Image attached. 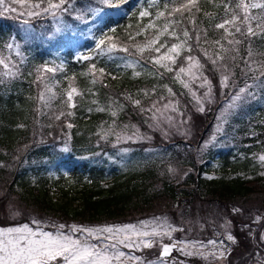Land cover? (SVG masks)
I'll use <instances>...</instances> for the list:
<instances>
[{"label": "trees", "instance_id": "obj_1", "mask_svg": "<svg viewBox=\"0 0 264 264\" xmlns=\"http://www.w3.org/2000/svg\"><path fill=\"white\" fill-rule=\"evenodd\" d=\"M135 1L133 5L143 8H149L151 2ZM91 2L75 0V7L82 10ZM219 2L215 0V3ZM155 4L156 7L149 9L153 16L158 8H163V0H155ZM200 6L202 11L197 16L198 27L208 30L209 40L219 39L222 31H215L211 24L219 21L223 9L207 0H201ZM259 11L253 10L254 13ZM204 12L218 13L219 16L210 22L203 15ZM76 15L77 12L73 11L63 17L64 20L73 18L72 31L59 32L55 37L49 34L46 44L24 43L23 63L21 59L15 63L19 74L15 78L0 77L1 199L16 193L29 206L36 207L38 215L44 216L41 226L52 228L58 224L86 225L102 217L108 219L129 213L135 208L140 210L143 206L165 205V209L175 214L180 211L194 217L191 212L196 206L204 210L201 218L204 227L209 229L207 235L216 236L218 227L214 228L215 225H227L239 241L238 244L261 245L258 233L264 226V218L255 221L260 217L254 216L261 213L264 216V165L258 158L259 153L264 151V84L257 86L254 97H247L221 121L213 109L205 108L194 114L199 130L196 148L185 139L172 140L160 146L150 145L146 141L119 145L112 143L110 137L102 140L101 131L106 126L123 128L126 122H136L146 127L145 123H140L135 109L130 108L133 105L124 97L127 91L147 86L152 87L154 93L162 94L168 81L149 59L150 55H155L154 52H145L143 57L135 53L134 45H142L146 36L152 38L155 35L152 30L136 35L149 23V17L139 19L138 8H129V15L114 17L113 21L98 25L105 31L115 28L116 32H109V35L116 36L121 46H128L132 55L118 52L112 58L97 57L90 61L78 57L74 59V54L78 51V56L87 54L94 47L89 48L92 43L90 35L99 36L100 31L93 27L94 21L85 24L75 20ZM35 22L43 25L45 30L52 29L50 16H40ZM158 23L162 25L164 21ZM19 28L15 20L0 16V50H5L4 45L10 38H22ZM89 28H92L91 34ZM129 35L135 39L129 40ZM79 38L80 43H70L72 39ZM170 40L174 39L162 36L159 43L168 41L169 44ZM191 43L200 54L204 48L213 50V46L203 40L197 47L194 37ZM250 47L254 52L251 58L254 71L249 70L244 61L248 60ZM260 53H264V37H253L250 41L244 38V43L238 46V52L231 54L236 57L235 60L229 58L224 61L226 67L232 69L227 74L236 76L238 84H254L257 82L254 77H261L259 62L264 61V55ZM199 58L211 79L224 71L221 65L218 67L219 63L213 65L210 60ZM126 59L140 61L135 69L140 72L139 76L133 75V69L123 66ZM46 61L49 66L53 61L57 65L62 63L63 69L55 74H47L52 82L58 81L54 89L57 98L49 107H42L38 100L42 85L38 86L35 82L36 76L32 71ZM91 63H96L97 69L104 68L106 73L95 84L91 83V77L87 75ZM261 79L264 80V77ZM69 84L76 87L81 95L74 97L76 107L68 108L72 116L66 115L55 120L52 118L53 108L68 112L62 93ZM98 108L104 111H98ZM112 111H116L117 115L112 116ZM67 124L72 127L68 128ZM207 132L212 133L211 140L207 142V147L200 148L198 144L207 136ZM65 142L68 151H63ZM118 146L131 150L126 158H123L126 152L120 151ZM180 149H184L185 153L180 154ZM167 158L170 162L176 160L179 163L183 169L182 176L176 178L177 174L170 173L172 167ZM64 162L71 167L68 174L60 179L69 176L72 182L82 184L79 206L59 202L53 199L50 192L48 182L53 172L63 175L58 168ZM61 180L59 187L64 189Z\"/></svg>", "mask_w": 264, "mask_h": 264}, {"label": "snow or ice", "instance_id": "obj_2", "mask_svg": "<svg viewBox=\"0 0 264 264\" xmlns=\"http://www.w3.org/2000/svg\"><path fill=\"white\" fill-rule=\"evenodd\" d=\"M208 3L214 4L217 8L223 9V15L219 16L218 13L204 12L203 15L211 22L217 19L219 21L212 23L211 27L218 32L222 31L219 39L209 40L208 30L201 29L197 25V16L201 13V0H163V8L155 12L153 16L149 10L156 7L155 0H151L149 8L133 5V0H92L91 3L85 6L84 9H76L75 0H0V16L5 14L15 13L17 17H26L22 22L28 25L23 30V37L25 43L34 39L33 29L30 26V19L40 16H51L56 23V32L72 31V26L65 23L64 14H71L76 11L77 15L75 20L81 21L85 24L88 21H94L93 27L100 31V35H90L94 41V47L87 53L78 56V59L90 61L97 57L112 58L118 52H123L132 55L128 46H121L117 37L109 35V32L115 33V28H110L105 31L99 28L98 25L106 21H113L114 17L123 18L129 15V8H138L139 19L149 17V23L144 25L140 32L136 35H141L149 30L154 31L155 35L152 38L145 37V43L134 45L135 53L143 57L145 52L152 53L149 59L154 65L164 68L166 71H173L169 66L175 65L177 58L181 56L182 52L193 51V44L191 41L195 38V45L200 46L203 40L209 46H213V51L209 53L207 48L203 49V56L205 59L210 60L213 65L218 63L227 72V67L224 61L227 59L235 60L232 53L238 52V46L244 43V38L249 41L253 37H264V2H257V0H220L215 3V0H207ZM13 5H19V9ZM259 9L258 13L253 10ZM16 18V17H13ZM163 20L164 23L160 25L158 21ZM191 25V27H189ZM92 33V28L88 29ZM168 36L177 42L171 43L168 46V41L159 43L160 37ZM240 37V38H237ZM129 40H134L132 35L128 36ZM8 52L15 53L21 57L23 63L24 57L21 52V44L13 37L10 42L4 45ZM166 49L165 51H161ZM254 55L251 47L248 49V61L246 67L254 71L252 68V56ZM264 55V53H260ZM187 66H181L176 72V79L184 85L185 88L189 87L190 81H195L202 78L201 69L203 65L197 57L187 55L184 57ZM140 61L137 59H126L124 63L125 68L133 69V75L139 76L140 72L135 71ZM261 77H264V61H260ZM63 64L57 65L54 61L45 62L43 65L36 68L38 75L36 76V83L40 88L38 100L42 107H49L51 103L57 98V92L54 90L57 82H52L47 74H55L57 71H62ZM99 73V76L98 74ZM19 74L17 64L12 62L11 55L4 56L0 54V77L15 78ZM105 69H97L96 63L89 65L87 75L91 77V83H97V80L105 75ZM84 75V73H82ZM187 76L189 79L186 81L182 77ZM261 77H254L257 83L253 85H246L240 88L239 91L232 97L233 103L229 107H237V102L244 101L246 97H254L255 94L249 91L250 88L256 87L259 84H264ZM229 80V75L221 77V84L226 85ZM208 86L210 89V82L206 77H203V84L201 87ZM171 93V89H168ZM145 95L148 93L145 91ZM81 95V92L69 84L68 88L64 90L62 96L64 97L63 103L68 108L76 107L74 97ZM205 97L210 96V91L206 92ZM195 96V93H193ZM131 100V96L126 97ZM198 102L199 99H198ZM132 103L139 106L140 100H132ZM111 107V106H110ZM164 111L156 108L153 103L151 108L143 109L141 111H148L152 113L151 119L157 121L159 124L157 113L164 117L167 121L171 122V116H165L166 110L171 108L175 111L173 105L165 104ZM155 109V111H153ZM98 111H104L103 108H98ZM203 111V106L199 109ZM91 111V109H89ZM112 116H116V111H112ZM65 115L72 116L73 113L68 111H59V114L54 116L55 120H60ZM71 128V124H67ZM112 129L107 132L101 131V138L106 139L111 133ZM140 138V137H137ZM132 139V136H123L117 134V140ZM207 147V143L204 145ZM63 151H68L67 142ZM124 151H127L126 149ZM260 161L264 163V155L259 157ZM174 171V169H169ZM238 211V210H234ZM259 219V218H258ZM31 224L36 225L35 228L31 227L29 223L17 227L0 228V264H126V261L136 260L138 264H144L140 261L139 257L128 256L121 250V247L139 249L141 247L151 248L154 246L157 238L165 236L171 237L172 232L176 231L175 228L167 222L166 219L154 218L152 221H140L138 224H123V225H103V226H82V225H53L54 231H46L41 227L39 220L33 219ZM227 240L234 241L231 234L227 235ZM209 244L214 248L219 247L223 249V241L217 246L215 241H209ZM178 245L173 243L171 246L162 245L161 257L166 256L172 248ZM196 243L184 244L180 242L179 250L187 256H201L205 259L209 255L223 258L224 252L213 251L200 252L195 250ZM148 264H164L163 260L157 262H148Z\"/></svg>", "mask_w": 264, "mask_h": 264}, {"label": "rangeland", "instance_id": "obj_3", "mask_svg": "<svg viewBox=\"0 0 264 264\" xmlns=\"http://www.w3.org/2000/svg\"><path fill=\"white\" fill-rule=\"evenodd\" d=\"M136 2L135 0H133ZM261 1V0H260ZM33 2H35L33 0ZM14 7H17L19 9V5H13ZM8 19H13L15 22L19 25L18 32L21 31L22 37H23V30L28 27V25L23 24V20L26 17L19 16L17 17L15 13L5 14ZM3 17V16H2ZM16 17V18H13ZM38 17L31 18L30 19V26L33 29V35L34 39L28 41L31 43H39V44H46L47 39H49V34L55 37V35H58L59 33L56 32V23L53 20V18L50 16V22L52 29L45 30L43 25H40L35 22V20ZM18 19V20H17ZM65 23L72 26L71 22L73 21V18L68 17L66 20H64ZM73 29V27H72ZM50 32V33H49ZM12 38H10L8 42H10ZM17 42L21 44V52L24 47V40L17 39ZM81 38L79 39H72L70 43L72 45H76L80 43ZM177 41L170 40L168 46L170 47L171 43H175ZM166 49H162L161 51H165ZM209 53L213 50L209 49ZM79 52V51H78ZM78 52L74 54V59L78 57ZM0 54L4 56L11 55V59L13 63H16L18 59H21L20 56H17L14 52L9 53L8 50L5 48V50H0ZM192 55L194 57H197L199 60V57H202L204 60L205 57L203 56V50L202 53H197V49L193 48V51L191 53H188L187 51L182 52L181 56L177 58L175 65H169L173 71H166L164 68L159 67L156 65V70L160 71V75L162 77H166L168 84L164 86V90L162 94H156L154 93L152 87L146 88L144 86L140 88H135L132 91H127L126 95L124 97L131 96V100L128 99L130 105V108H134L136 111V114L138 115L139 119L141 120L140 123L143 125L145 123L146 127L139 126L136 122H126L124 127H112V126H106L105 129H103L104 132H107L109 129H112L111 133L107 136L106 139L109 137L112 138L111 142L116 144L119 143H125L130 144L132 142H136L134 144H137L139 141H146L150 143V145L154 146H160V144H167L172 140L176 139H185L184 141H188L193 145L192 147H197V138L199 137V130L196 128V123L194 120V114L200 113L199 110L201 107V104L203 106V109H213L217 114L220 116L219 121L222 120L223 116L228 115L230 112L233 111V107H229L233 101L232 97L239 91L240 88L245 87L246 83L241 82L238 84V78L235 76H229V80L227 81L226 85L221 84V77L223 75H228L225 71H220L218 76L214 79H211V75L207 70L202 68L200 71L202 73V78L190 81L189 87L185 88L184 85L180 82V80L176 79V72L181 66L186 67L187 63L184 59L185 56ZM24 57V56H23ZM245 64L248 61L247 59H244ZM122 62V60H121ZM205 62V61H204ZM123 63V62H122ZM200 63L202 64L201 60ZM225 66H227L226 62H223ZM203 65V64H202ZM220 67V64L218 65ZM253 67V63H252ZM230 67H227V71ZM33 75L37 76L38 73L35 71H32ZM203 77H206L207 80L210 82V89L206 85L204 87H201L200 85L203 84ZM184 80H188L189 78L187 76L182 77ZM257 83V82H255ZM253 85V84H252ZM168 89H171V93H169ZM258 87L250 88L249 91L255 93L257 91ZM145 91L148 93V95H145ZM210 91V96L205 97V93ZM193 93H195V96H193ZM198 99L200 102H198ZM247 99V97H246ZM245 99V100H246ZM132 100H140L141 103L139 106H136L132 103ZM241 102H237L239 105ZM153 103H155L156 108L161 109L164 111V105L165 104H171L175 107V111H173L171 108L165 111V116H171L172 121H167L164 117H161L159 113H157L159 124L157 126V121L151 119L152 113L148 111H141V108L148 109L151 108ZM67 111L69 110L66 106ZM60 109L53 108L51 112L53 113V117L57 114H59ZM155 111V109H153ZM66 117V115L64 116ZM121 134L123 136H132V139H120L117 140V134ZM207 136L205 138H202L199 142V147L203 148L204 145L211 140L212 133L207 132ZM140 137V138H137ZM148 137H150L148 139ZM101 138V137H100ZM102 139V138H101ZM102 139V140H106ZM154 146H149L151 148H154ZM120 151H124L126 148L118 146ZM157 148V147H155ZM159 149V148H158ZM131 150L124 151L126 152L123 155V158H126ZM181 153H185L184 149L178 150ZM177 151V152H178ZM157 155H159L157 152H155ZM261 155H264V151L259 153V157ZM258 157V158H259ZM168 159V160H167ZM166 160L170 162V159L167 158ZM260 160V159H259ZM176 161V160H175ZM171 161V167L174 169V171H171V174H177L176 178H179L182 176V167L179 165V163ZM262 163V162H261ZM264 165V163H262ZM71 165L67 162H64L60 164L59 171L63 172V174L66 172L68 174V169H70ZM208 175V174H207ZM56 176L60 177V174L53 172L52 178L49 180L50 184V192L53 194V199L55 198L57 201L62 203H70L73 206H79L81 202V187L82 184L72 182L71 177L68 176V178L61 180L64 182V189H61L59 187L61 183H59V180H57ZM182 178V177H181ZM184 180V178H183ZM181 180V182L183 181ZM3 187L0 186V199L2 194ZM36 208V207H35ZM32 208L28 205V202L25 201V199L18 196L16 193H11V195H8L6 199L0 200V228H7V227H17L20 225H23L24 223H29V225L33 228L36 227V225L31 224V221L33 219L42 221L41 219L44 218V216L38 215V211ZM195 209V210H194ZM191 212V214H194V217L190 214L177 211L176 214L174 212H171L169 209H165V205L160 206H152L147 207L143 206L140 210L135 208L134 210H130L129 213L122 214L120 216H111L108 219L101 218L97 222L94 223H88L86 225L82 226H103V225H123V224H138L140 221H152L154 218H160L161 220L166 219L167 222L172 226V228H175L176 231L172 232L171 237L165 236L162 239L157 238L156 242L154 243V246L151 248H144L141 247L139 249L135 248H125L121 247V250L125 252L128 256H134L139 257L140 261H143L144 264H148V262H157L158 260H163L164 264H264V226L263 228H260L259 231V243L261 245H250V246H244L239 243L237 238L233 236L232 232H230V229L227 225L224 227H221L219 225H215L214 228H217L216 230V236L207 235V232L209 229L207 227H204L205 224L203 223V220L201 218L202 213L204 210H199L195 206ZM35 210V211H33ZM33 211V212H32ZM254 216V215H253ZM254 217H260L259 219H254L255 221H260L261 218H264L263 213L256 214ZM43 222V221H42ZM263 223V221H262ZM46 231H54V228L49 226H41ZM205 230V231H203ZM231 234L234 237V241L227 240V235ZM207 235V236H206ZM216 237V238H215ZM215 238V239H213ZM209 241H215L217 246L220 244L221 241H223V249H220L219 247L214 248L213 245L209 244ZM164 242H170V243H176L178 247L172 248V251L170 252L169 256H160V249L162 245H164ZM180 242H183L184 244H192L196 243L197 247L195 249H189V250H195L200 252H208L211 253L213 251L219 252L220 250H223L224 256L223 258H220L218 255L213 257L211 255L208 256L207 259L201 257V256H187L184 255L179 250ZM237 242L233 247L232 245ZM236 249H242V250H236ZM126 264H138V261L136 260H129L126 261Z\"/></svg>", "mask_w": 264, "mask_h": 264}]
</instances>
